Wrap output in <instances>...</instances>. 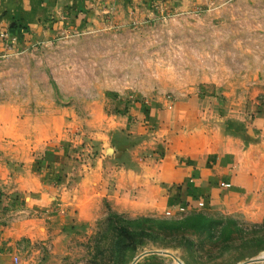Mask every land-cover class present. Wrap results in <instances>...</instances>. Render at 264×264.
Masks as SVG:
<instances>
[{
  "label": "rangeland",
  "instance_id": "1",
  "mask_svg": "<svg viewBox=\"0 0 264 264\" xmlns=\"http://www.w3.org/2000/svg\"><path fill=\"white\" fill-rule=\"evenodd\" d=\"M163 1L115 18L108 11L91 28L0 51V264L264 261L262 170L242 189L220 184L232 191L228 210L193 204L175 216L130 217L104 204L94 222L60 224L57 198L67 179L124 142L119 129L131 120L152 118L156 131L162 111L178 122L195 115L214 138L239 140L246 160H264V0H203L178 9ZM29 175L53 196L48 206H27L39 194L20 188ZM30 216L51 225L45 236L42 229L27 234L22 223ZM138 217L178 231L117 251L115 225L135 232Z\"/></svg>",
  "mask_w": 264,
  "mask_h": 264
},
{
  "label": "crops",
  "instance_id": "2",
  "mask_svg": "<svg viewBox=\"0 0 264 264\" xmlns=\"http://www.w3.org/2000/svg\"><path fill=\"white\" fill-rule=\"evenodd\" d=\"M150 1L0 0V41L1 33L7 32L18 37L21 46L44 42L57 33L85 26L91 28L92 22H99V14L110 11L115 18L130 7L143 6ZM201 2L203 0H164L160 5L178 9ZM193 102L194 99L184 100V104ZM167 112L162 111L155 121L156 131L149 129L152 118L131 120L124 130L119 129L123 144H112L109 154L105 147L93 167L91 164L85 167L76 180L67 179L70 182L67 191L62 190L57 198L63 200L59 201L57 210L60 224L94 222L104 215V204L130 217H160L166 215V211L171 212L168 216H175L187 212L198 201L224 211L229 209L227 203L233 198L227 196L228 191L220 184L232 183L231 190L235 191L246 186L245 179L250 183L251 178L263 176L260 170L264 171V160L257 163L246 160L247 156L236 148L239 140L234 136L214 138L207 125L195 120V115L178 122L166 116ZM28 177L21 178L20 188L39 194L29 198L27 206H48L53 196L43 189L40 181ZM179 207L184 210L180 212ZM46 222L44 218L30 216L22 224L27 234L42 229L39 234L45 236L51 226ZM244 264H264V261L250 260Z\"/></svg>",
  "mask_w": 264,
  "mask_h": 264
},
{
  "label": "trees",
  "instance_id": "3",
  "mask_svg": "<svg viewBox=\"0 0 264 264\" xmlns=\"http://www.w3.org/2000/svg\"><path fill=\"white\" fill-rule=\"evenodd\" d=\"M116 216H118V219H121L118 213ZM155 221L161 220L158 218L149 217H138L134 219V222L139 224L135 232L130 231L127 225L123 223H118L115 225V246L117 251L124 253L127 250H137L139 246L144 243V240L152 238L151 236H158L160 234H164L163 236H168L166 231H172L173 233L178 231L177 228L174 230L173 228L166 225L162 226L159 224L154 226Z\"/></svg>",
  "mask_w": 264,
  "mask_h": 264
},
{
  "label": "built area",
  "instance_id": "4",
  "mask_svg": "<svg viewBox=\"0 0 264 264\" xmlns=\"http://www.w3.org/2000/svg\"><path fill=\"white\" fill-rule=\"evenodd\" d=\"M158 0H155V2ZM0 45H1V51H3L4 53L7 54H11L14 52H17L20 48V40L18 37L11 35L7 32H2L1 33V41H0ZM205 203L203 201H198L197 205L198 206H203ZM178 210L181 212L184 210L183 207H179ZM166 216L171 215L170 211H166Z\"/></svg>",
  "mask_w": 264,
  "mask_h": 264
},
{
  "label": "water",
  "instance_id": "5",
  "mask_svg": "<svg viewBox=\"0 0 264 264\" xmlns=\"http://www.w3.org/2000/svg\"><path fill=\"white\" fill-rule=\"evenodd\" d=\"M111 150H112L111 147H108V148H107V151H111Z\"/></svg>",
  "mask_w": 264,
  "mask_h": 264
}]
</instances>
